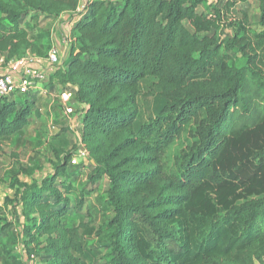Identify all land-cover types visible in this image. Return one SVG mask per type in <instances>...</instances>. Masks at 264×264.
<instances>
[{"label": "trees", "instance_id": "obj_1", "mask_svg": "<svg viewBox=\"0 0 264 264\" xmlns=\"http://www.w3.org/2000/svg\"><path fill=\"white\" fill-rule=\"evenodd\" d=\"M250 1L258 33L246 14L231 21ZM65 14L77 16L69 51L47 81L85 107L87 180L107 181L113 214L101 228L104 264H264V0H0V57H47L21 24ZM145 82L156 90L149 116ZM36 96H0V139L24 133ZM74 156L57 152L41 181H21L38 170L23 165L11 179L6 203L43 264H85L87 225L68 223L86 202L68 182ZM12 227L0 225V244L9 264H27L3 240Z\"/></svg>", "mask_w": 264, "mask_h": 264}, {"label": "rangeland", "instance_id": "obj_2", "mask_svg": "<svg viewBox=\"0 0 264 264\" xmlns=\"http://www.w3.org/2000/svg\"><path fill=\"white\" fill-rule=\"evenodd\" d=\"M123 0H115L121 4ZM222 6L224 0H209ZM203 10L204 7H201ZM247 15V19L243 17ZM234 15V16H233ZM231 21L236 18L245 21L248 29L254 33L260 31L258 26L259 7L257 2H248L240 4L233 10ZM234 17V19L232 18ZM0 25H6L1 20ZM76 14H65L58 19H50L44 15H38L36 18L29 16L22 22V27L31 34L32 41L41 45L47 52L49 49L58 48L61 57L69 51L68 36L76 21ZM229 34L233 31L227 30ZM49 81L44 83V88L49 93H37L38 113L34 114L30 120L29 126L23 134L13 136L9 139H0V225L4 222H11L12 228L3 235V240L7 246L13 247L15 255L23 258L27 264H43L38 257H28L24 246V237L22 235L24 218L13 211L14 206L7 204V198L13 199L15 190L11 188V179L13 173L18 171L19 165L35 166L38 168L33 176L20 174L21 181L31 184L34 180L41 181L48 175L55 172L57 163V152L72 153L82 147L81 133L79 127H75L72 121H75L76 115H79L77 122H81L83 107L74 101H65L62 90L52 89ZM16 96L24 94L16 93ZM156 90L151 82L143 83V96L141 104L147 116L154 112V97ZM19 100L24 99L19 97ZM63 100V101H62ZM81 125V124H80ZM61 156L60 159H62ZM91 167L88 162L80 159L79 164H70L68 182H73L80 194L85 197V205L81 211L71 213L68 218L70 225H79L81 222L87 226L83 231L82 252L79 253L85 264H104L103 255L106 252L105 233L101 228L112 218V211L106 204L105 181L93 185L88 182V175ZM92 216V223H89L88 215ZM0 264H9V260L0 244Z\"/></svg>", "mask_w": 264, "mask_h": 264}, {"label": "built area", "instance_id": "obj_3", "mask_svg": "<svg viewBox=\"0 0 264 264\" xmlns=\"http://www.w3.org/2000/svg\"><path fill=\"white\" fill-rule=\"evenodd\" d=\"M60 52L58 48L53 47L49 50L47 57L37 55H27L21 58H15L8 63L4 57H0V96L7 97L16 93L37 94L48 91L44 88L47 81V74L53 71L60 64ZM63 98L68 101L72 95L70 92H64ZM78 153V155H77ZM76 157L72 158V164H79V160L88 161L89 154L82 146L76 152Z\"/></svg>", "mask_w": 264, "mask_h": 264}, {"label": "crops", "instance_id": "obj_4", "mask_svg": "<svg viewBox=\"0 0 264 264\" xmlns=\"http://www.w3.org/2000/svg\"><path fill=\"white\" fill-rule=\"evenodd\" d=\"M250 2H253V1H250ZM66 56H67V54H66L64 57L66 58ZM62 57H63V56H62ZM51 73L53 74V71L49 72V74H50L49 76H50V77H51V75H52ZM56 86H57L56 88L59 89V90H62V89H63V88L61 87V85H56ZM62 92H65V90H64V91L62 90ZM62 92H61V93H62ZM62 94H63V93H62ZM62 101H63V100H62ZM65 101H66V100H65ZM70 101H71V100H70ZM76 104H78V103H76ZM78 105H80V107H83V109L85 108L83 104H78ZM79 114H82V111L79 112ZM78 116H79V115H76V119H75V121H72V124H74L75 127H79V132L82 134V132H81V127H82V126L80 125L81 122H77V118H78ZM81 140H82V139H81ZM81 143H82V141H81ZM105 184H106L105 187H107V181H106V180H105Z\"/></svg>", "mask_w": 264, "mask_h": 264}]
</instances>
